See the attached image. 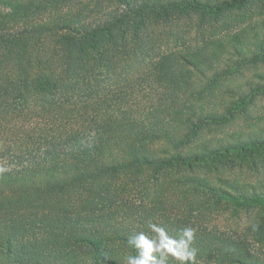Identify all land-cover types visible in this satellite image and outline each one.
<instances>
[{
  "label": "trees",
  "instance_id": "16d2710c",
  "mask_svg": "<svg viewBox=\"0 0 264 264\" xmlns=\"http://www.w3.org/2000/svg\"><path fill=\"white\" fill-rule=\"evenodd\" d=\"M235 4L0 0V264H126L149 222L176 238L192 227L195 264H264L205 219L264 190L192 167L264 145L215 135L264 92V31L198 36ZM250 228L264 243V212Z\"/></svg>",
  "mask_w": 264,
  "mask_h": 264
},
{
  "label": "rangeland",
  "instance_id": "374dc122",
  "mask_svg": "<svg viewBox=\"0 0 264 264\" xmlns=\"http://www.w3.org/2000/svg\"><path fill=\"white\" fill-rule=\"evenodd\" d=\"M236 4L232 9L222 13L207 14L211 17L209 21H204V28L200 30L198 36L203 34H213L221 31L223 33L239 29L243 25L251 24L255 31H264V0H246L239 4L240 0H235ZM210 15V16H209ZM196 17V15H194ZM207 22V26L205 23ZM193 27L191 32H195ZM206 30L205 33L203 31ZM257 69L264 71V64L258 63ZM250 119L240 118L222 130H219L216 137L222 132L232 133L233 131L247 136L249 130L255 135L264 136V92L257 94L254 107L251 109ZM209 137V136H207ZM193 169L202 176L210 179L218 185L224 182H240L248 187L253 186L256 190H264V145L253 147L246 151L232 150L230 153L221 155H211L203 160L192 164ZM211 197V195H209ZM212 199L218 201L216 197ZM212 215L206 214V220L213 227L224 231L229 235H240L247 238L251 247L264 256V243L259 242L257 232L251 227V223H256L264 212V202L257 200L248 203L244 200L224 198L215 204Z\"/></svg>",
  "mask_w": 264,
  "mask_h": 264
},
{
  "label": "clouds",
  "instance_id": "9594fccd",
  "mask_svg": "<svg viewBox=\"0 0 264 264\" xmlns=\"http://www.w3.org/2000/svg\"><path fill=\"white\" fill-rule=\"evenodd\" d=\"M151 232L139 231L128 239V245L137 250V255L126 257V264H195L197 249L192 247L195 230L184 227L179 238L169 235L160 225L149 222Z\"/></svg>",
  "mask_w": 264,
  "mask_h": 264
}]
</instances>
